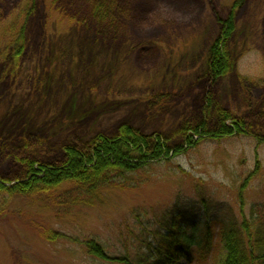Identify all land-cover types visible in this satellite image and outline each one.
Wrapping results in <instances>:
<instances>
[{
  "label": "rangeland",
  "instance_id": "1",
  "mask_svg": "<svg viewBox=\"0 0 264 264\" xmlns=\"http://www.w3.org/2000/svg\"><path fill=\"white\" fill-rule=\"evenodd\" d=\"M33 1L0 0L2 177L23 175L6 150L25 140L40 143L22 152L40 162L61 159L74 138L123 124L174 145L185 122L206 118L212 128L218 110L242 118L250 132L205 136L153 165L142 184L104 188L87 205L1 194L0 264H117L109 257L132 254L141 222L155 223L179 199L198 204L199 193L211 201L208 216L197 207L203 219L234 214L241 221L242 211L263 210L264 0H118L113 24L95 20L89 0ZM233 14V69L212 79L209 51ZM18 35L16 58L8 43ZM92 238L107 259L89 253ZM215 248L222 255V243ZM213 255L174 264H212Z\"/></svg>",
  "mask_w": 264,
  "mask_h": 264
},
{
  "label": "trees",
  "instance_id": "2",
  "mask_svg": "<svg viewBox=\"0 0 264 264\" xmlns=\"http://www.w3.org/2000/svg\"><path fill=\"white\" fill-rule=\"evenodd\" d=\"M33 2L35 4V0ZM89 2L92 17L111 24L116 20L117 8L123 7L117 5L118 0ZM29 10L30 6L26 11L29 13ZM221 25L219 38L212 44L208 55L207 74L212 79L233 69L230 44L235 30L234 14L222 20ZM9 42L8 53L19 58L22 50L19 35ZM218 111L212 128L206 118L194 125L185 122L178 132L182 142L174 145L161 133L149 135L135 126L123 124L114 133H98L87 140L74 138L64 147L65 154L61 159L40 162L26 155L40 143L25 140L21 147L6 150L24 172L13 181L0 175V195L5 193L24 199L45 196L53 199L50 200L53 203L56 201L55 204L87 205L98 199L104 188L138 186L147 180L145 172L153 165L184 154L187 148L195 147L205 136L217 139L250 132L249 124L242 118ZM212 113L208 109L206 116L211 117ZM4 147L7 145L0 149ZM23 150L26 154L22 153ZM256 173L257 170L251 174L255 176ZM198 195V204L181 202L178 198L172 207L156 216L155 223L141 222L132 254L128 252L109 259H114L117 264H174L182 258L190 261L194 256L206 262L214 254L212 264H264V208L259 210L252 206L248 215L242 211L241 221L234 214L222 215L220 219H203L197 217V207L202 204L204 214L208 216L211 201L201 193ZM218 242L222 243L223 252L219 256L215 251ZM85 246L92 255L108 258L104 245L97 240L92 238L85 242Z\"/></svg>",
  "mask_w": 264,
  "mask_h": 264
}]
</instances>
